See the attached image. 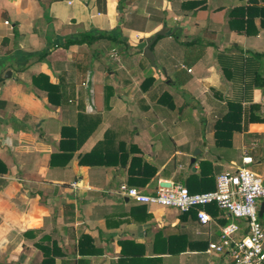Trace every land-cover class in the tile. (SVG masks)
<instances>
[{"label":"crops","instance_id":"0c3cea01","mask_svg":"<svg viewBox=\"0 0 264 264\" xmlns=\"http://www.w3.org/2000/svg\"><path fill=\"white\" fill-rule=\"evenodd\" d=\"M254 2L263 5L0 0V264H230L207 245L242 220L210 205L201 225L194 210L116 190L150 193L165 179L211 191L243 151L264 181V17L248 19ZM159 30L151 62L143 50ZM87 33L96 39L71 44ZM40 74L57 103L34 82ZM230 101L241 104V131L217 147ZM143 163L155 169L149 179L137 173Z\"/></svg>","mask_w":264,"mask_h":264},{"label":"built area","instance_id":"2783aa9c","mask_svg":"<svg viewBox=\"0 0 264 264\" xmlns=\"http://www.w3.org/2000/svg\"><path fill=\"white\" fill-rule=\"evenodd\" d=\"M76 0H65L72 5ZM4 25H9L7 21ZM264 109V96L259 101ZM252 163L247 151L240 156V165L233 172L220 173L211 191L191 193L180 183L157 180L152 192L121 183L116 195L135 204L168 207L179 213L195 211L199 224L211 221L205 208L210 205L242 220L244 227L228 223L219 229L217 242L208 243L207 253L227 254L230 264H264V222L258 216V204L264 201V181L247 166ZM244 230V232H242Z\"/></svg>","mask_w":264,"mask_h":264},{"label":"trees","instance_id":"16d2710c","mask_svg":"<svg viewBox=\"0 0 264 264\" xmlns=\"http://www.w3.org/2000/svg\"><path fill=\"white\" fill-rule=\"evenodd\" d=\"M51 1H57V0H51ZM97 4L100 5L101 0H96ZM262 4L261 6H257V3L254 2L252 3L251 8H247V16L248 19H253V15L257 14L261 16L262 18L264 17V0H261ZM256 12V13H255ZM262 25L264 26V22H262ZM104 37V36H100ZM88 39L90 41H93L96 39L95 37L91 36V34H81L79 39H77L75 42L71 41V44H80L83 43L84 41L88 43ZM39 81H42L45 83L43 89L47 92L48 94V100L50 103H57L56 100L53 99V95L56 92V89L54 86L48 83L47 77L45 75H38L36 78H34V82L38 84ZM39 85V84H38ZM40 86V85H39ZM242 119H243V110L241 107V104L238 101H230L227 103V112L219 119L216 121L215 126H214V140H215V145L217 147H227L231 143V138L232 135L236 132L241 131V125H242ZM255 118L250 117V120H253ZM96 151L91 152L90 156L95 154ZM89 157L88 155H85L81 160ZM80 160V162H81ZM139 161L132 159L129 167H128V173L132 174L133 172V162ZM124 165V164H122ZM135 171V170H134ZM140 177H146V179H149L150 177L154 176L155 174V169L150 167L149 165L143 163L139 171L137 172ZM148 174V175H147ZM147 175V176H146ZM146 183L144 180L140 186H143ZM136 188V187H135ZM193 193V191H189ZM204 192V191H201ZM82 242V240H81ZM77 264H83L82 262H79Z\"/></svg>","mask_w":264,"mask_h":264},{"label":"water","instance_id":"95a60500","mask_svg":"<svg viewBox=\"0 0 264 264\" xmlns=\"http://www.w3.org/2000/svg\"><path fill=\"white\" fill-rule=\"evenodd\" d=\"M164 34L163 30H159L157 31L155 34H153V36L149 37L146 39V45L145 48L143 50V57H145L146 59L150 60L151 62H153V58H152V54L150 52V46L152 44V42L158 37V36H162ZM198 154V150H196L193 155L192 158L190 160L191 163L194 162V158L195 156ZM264 213V201H262L259 205V209H258V216L261 217Z\"/></svg>","mask_w":264,"mask_h":264},{"label":"rangeland","instance_id":"374dc122","mask_svg":"<svg viewBox=\"0 0 264 264\" xmlns=\"http://www.w3.org/2000/svg\"><path fill=\"white\" fill-rule=\"evenodd\" d=\"M260 220H261L262 222H264V213H263V215L260 217Z\"/></svg>","mask_w":264,"mask_h":264}]
</instances>
